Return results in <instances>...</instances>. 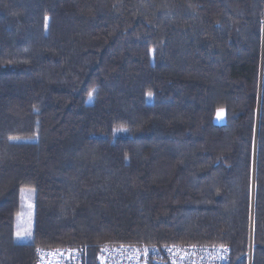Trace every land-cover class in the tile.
<instances>
[{
    "label": "trees",
    "instance_id": "trees-1",
    "mask_svg": "<svg viewBox=\"0 0 264 264\" xmlns=\"http://www.w3.org/2000/svg\"><path fill=\"white\" fill-rule=\"evenodd\" d=\"M138 243L264 264V0H0V264Z\"/></svg>",
    "mask_w": 264,
    "mask_h": 264
},
{
    "label": "built area",
    "instance_id": "built-area-1",
    "mask_svg": "<svg viewBox=\"0 0 264 264\" xmlns=\"http://www.w3.org/2000/svg\"><path fill=\"white\" fill-rule=\"evenodd\" d=\"M223 246V248L221 247ZM35 264H90V246L39 248ZM223 249H227L226 251ZM146 250V251H145ZM97 264H229L226 245H132L102 244L95 253ZM251 264V260H248Z\"/></svg>",
    "mask_w": 264,
    "mask_h": 264
},
{
    "label": "rangeland",
    "instance_id": "rangeland-1",
    "mask_svg": "<svg viewBox=\"0 0 264 264\" xmlns=\"http://www.w3.org/2000/svg\"><path fill=\"white\" fill-rule=\"evenodd\" d=\"M217 111L214 122L217 124H223L225 121V113L224 110H222V116H218ZM119 133H117L118 135ZM120 135L126 136V132H122ZM33 192L31 190H24L22 193V204H21V210L19 215L17 216L16 219V224H15V233H14V240L19 243H25V242H31L32 241V229H33ZM31 205V207H29ZM21 231H30L31 232V237L30 238H23V239H18L16 237V232L17 230ZM91 252V250H90ZM92 254V252H91ZM95 258V256H94ZM248 260H251V253H249Z\"/></svg>",
    "mask_w": 264,
    "mask_h": 264
},
{
    "label": "snow or ice",
    "instance_id": "snow-or-ice-1",
    "mask_svg": "<svg viewBox=\"0 0 264 264\" xmlns=\"http://www.w3.org/2000/svg\"><path fill=\"white\" fill-rule=\"evenodd\" d=\"M92 95H93V93L92 92H90L89 93V98H91L92 97ZM149 97H151V93L149 92L148 94H147ZM218 116H222V110H220L219 112H218ZM121 131H123V130H121ZM29 207H31V205H29ZM16 237L18 238V239H23V238H30L31 237V232L30 231H21V230H17V232H16ZM222 248H223V246H221ZM223 250H227V249H223ZM40 251V249H37V252H39ZM146 251V250H145ZM173 264H175V262H173Z\"/></svg>",
    "mask_w": 264,
    "mask_h": 264
}]
</instances>
